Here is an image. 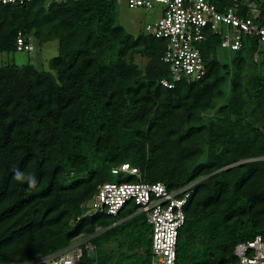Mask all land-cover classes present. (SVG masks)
Masks as SVG:
<instances>
[{
	"label": "trees",
	"instance_id": "obj_1",
	"mask_svg": "<svg viewBox=\"0 0 264 264\" xmlns=\"http://www.w3.org/2000/svg\"><path fill=\"white\" fill-rule=\"evenodd\" d=\"M210 1L239 3L248 17L256 9L264 25V0ZM115 10L114 0L0 3V53L17 51L19 31L59 41L55 73L0 64V264H31L80 235L97 247L126 217L148 226L135 207L88 213L100 184L137 180L112 173L124 162L169 189L196 181L177 264H237L238 242L264 238V50L246 37L224 61L222 37L209 32L204 75L169 88L167 40L128 32ZM81 263L95 264L87 251Z\"/></svg>",
	"mask_w": 264,
	"mask_h": 264
},
{
	"label": "built area",
	"instance_id": "obj_2",
	"mask_svg": "<svg viewBox=\"0 0 264 264\" xmlns=\"http://www.w3.org/2000/svg\"><path fill=\"white\" fill-rule=\"evenodd\" d=\"M34 0H0L2 4L30 2ZM62 1V0H49ZM125 2L130 8L153 11L161 5L160 16L145 25V31L157 38L167 40L162 60L169 66L172 80L162 79L161 84L173 88L182 79H198L205 73V60L201 45L209 32L222 37L221 47L240 50L246 37L254 38L264 50V25L253 16L242 15L239 3L220 10L210 0H114ZM157 2V4H156ZM35 41L22 31L17 34V51L34 50ZM259 56L255 55V60ZM112 173L135 175L133 181H107L100 184L89 202L88 213L118 215L129 207L136 213H144L151 225V264H177V246L180 230L186 222L185 207L194 191L196 181L177 189H169L161 181L143 179L138 167L124 162L112 169ZM97 250L89 237L80 235L65 249L31 264H82L87 251L92 255ZM237 264H264V238L240 241L235 246Z\"/></svg>",
	"mask_w": 264,
	"mask_h": 264
},
{
	"label": "rangeland",
	"instance_id": "obj_3",
	"mask_svg": "<svg viewBox=\"0 0 264 264\" xmlns=\"http://www.w3.org/2000/svg\"><path fill=\"white\" fill-rule=\"evenodd\" d=\"M160 8L161 5L158 4L155 10L148 11L141 8H130L125 2L116 3V24L124 26L128 32L137 35L141 30H144L146 24L152 23L160 16ZM256 11L259 12L258 10ZM58 53V40H51L41 45L35 43L32 52L14 51L0 53V64L16 63L23 65L26 63H33L40 70L55 73L50 66V60L58 55ZM218 53L220 58L224 61H231L234 54V52L228 48H220ZM137 62L144 66L146 64V59L137 57ZM128 218H130L128 222L122 224L117 234L120 235L119 241H114L112 244L110 242L109 245L114 247V251L118 250L120 252L121 264H150L151 250L149 251V249L151 245L147 243L146 238L149 239L151 235H149L150 231L149 234H146V231L147 228H151V225L148 224V226H145L144 223L141 222L143 219L142 217H126V219ZM142 225L145 228V230L143 229L145 238L143 243L144 246L141 247L138 243L141 244L139 233L141 232ZM99 240L101 241V238ZM119 254L117 253L115 257L118 258ZM92 258H94V256ZM94 263L97 264V258H94Z\"/></svg>",
	"mask_w": 264,
	"mask_h": 264
},
{
	"label": "crops",
	"instance_id": "obj_4",
	"mask_svg": "<svg viewBox=\"0 0 264 264\" xmlns=\"http://www.w3.org/2000/svg\"><path fill=\"white\" fill-rule=\"evenodd\" d=\"M102 231V230H99ZM119 237L120 235H115L114 238H112L111 240H107V239H103L101 240V243L97 246V250L90 256H94V258H97V263L98 264H121L120 260V252L118 250H113V246L109 245V243L111 242H118L119 241ZM111 246V247H109ZM110 248V250H109ZM119 254V257L116 258V254ZM99 260V262H98Z\"/></svg>",
	"mask_w": 264,
	"mask_h": 264
},
{
	"label": "clouds",
	"instance_id": "obj_5",
	"mask_svg": "<svg viewBox=\"0 0 264 264\" xmlns=\"http://www.w3.org/2000/svg\"><path fill=\"white\" fill-rule=\"evenodd\" d=\"M17 178H18V179L20 178L19 175L17 176Z\"/></svg>",
	"mask_w": 264,
	"mask_h": 264
}]
</instances>
